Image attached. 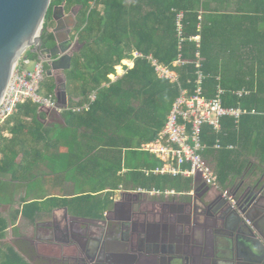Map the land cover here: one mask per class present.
I'll use <instances>...</instances> for the list:
<instances>
[{
    "label": "trees",
    "instance_id": "16d2710c",
    "mask_svg": "<svg viewBox=\"0 0 264 264\" xmlns=\"http://www.w3.org/2000/svg\"><path fill=\"white\" fill-rule=\"evenodd\" d=\"M61 4L66 12L77 9L72 37L80 45L65 71L69 107L88 103L93 92L96 99L87 111L68 109L60 113L26 101L0 127V264H31L23 256L30 257L24 242L4 240L10 224L20 214L34 222L40 209L38 201L23 197L18 209L12 211L11 207L21 187L19 183L27 181L33 167L27 152L22 153L20 162L16 161L20 154L17 147L25 150L33 144L32 140L40 142L32 130L34 125L45 137L40 122L44 117H62L66 125L57 134L56 143L66 151L60 153L64 171L74 169L77 175L99 179L103 183L100 190L111 185L110 203L120 184L150 190L172 188L178 192L192 189L191 179L146 175L144 169L160 162L141 146L155 140L164 128L180 90L192 93L196 89L197 51L202 59L205 94L214 96L220 85L225 90L224 105L240 107L245 112L237 124L233 118H222L219 133L208 124L203 126L202 141L208 146L205 156L216 167L220 184L231 185L246 171L251 158L264 163V0H52L41 36L43 48L55 44L49 28L53 27V9ZM178 13L183 14L185 38L181 50L176 27ZM195 35H200L199 48L190 40ZM27 51L26 55L32 53L37 58L33 49ZM133 51L145 57L135 59L124 75L110 81L109 76L123 59L132 57ZM179 54L185 63L174 66ZM149 55L173 69L179 83L159 78L147 59ZM55 87L54 78L45 75L39 92L53 94ZM243 88L251 93L241 98L232 93ZM26 118L33 122L31 129ZM28 135L32 136L31 141ZM218 139L222 145L219 150L214 148ZM228 145L235 148L229 149ZM53 171L61 172L56 168ZM4 175H9V179L4 180ZM92 197L86 194L74 200L87 203L86 207H79L83 212L98 214L107 204L90 201Z\"/></svg>",
    "mask_w": 264,
    "mask_h": 264
},
{
    "label": "water",
    "instance_id": "95a60500",
    "mask_svg": "<svg viewBox=\"0 0 264 264\" xmlns=\"http://www.w3.org/2000/svg\"><path fill=\"white\" fill-rule=\"evenodd\" d=\"M52 0H0V101L4 97L11 74L22 54L33 48L40 53L47 65L46 75L56 77L62 76V82H56L55 93L61 108L69 105L67 92V79L65 71L70 68L72 56L77 50L74 49L76 39L72 30L76 27V12L66 13L64 4L57 5L53 9V20L55 26L51 32L55 44L52 47L43 48L42 33L46 13ZM46 109V108H45ZM47 110V109H46ZM239 199L252 208L260 206L257 203L261 199L256 191V186L241 184L237 188ZM222 199L223 196L219 195ZM188 197L185 204L191 206L203 205L209 207L214 199L209 190L193 194ZM226 202V201H225ZM121 202L115 201V209ZM229 208L233 209L228 202L219 206L211 217L206 213L194 212L193 215L200 218L198 226L192 225V217L186 212H179L173 217L171 224H165L150 228L147 224L141 230L131 229L130 238L120 237L122 249L128 251L132 264H188L190 257H198L197 264H205L206 256L211 252L208 241V232L211 230L222 233L230 245L231 256L226 259L227 264H264V236L259 232L256 223L245 214V209L235 210L233 218L228 217ZM107 211L104 218H85L74 216L80 220L99 221L105 225L111 224L114 232L119 231L124 235V223L128 218L113 219ZM130 213V212H129ZM251 221V224L247 222ZM156 231V232H155ZM161 231V232H160ZM143 235L137 239L138 234ZM136 244L139 248H135ZM135 245V246H134ZM73 246L80 250L83 264H109L106 250L100 244L95 245L92 256L87 254V247L79 243Z\"/></svg>",
    "mask_w": 264,
    "mask_h": 264
},
{
    "label": "built area",
    "instance_id": "2783aa9c",
    "mask_svg": "<svg viewBox=\"0 0 264 264\" xmlns=\"http://www.w3.org/2000/svg\"><path fill=\"white\" fill-rule=\"evenodd\" d=\"M183 14L178 13L176 20L177 33L179 37V50L182 49L183 37ZM201 19V16H199ZM200 23L198 28H200ZM190 40L196 42L197 48L200 47V35L190 37ZM31 48H28L29 50ZM26 50V51H27ZM26 51L22 54L11 74L8 82L6 93L0 101V127L6 124L8 119L14 114L18 105L26 101H32L49 110L62 112L71 109L72 111H87L90 104L96 99V93L93 92L89 96V102L81 106L70 108H61L56 93L43 95L39 92L40 82L46 75V61L44 57L36 52L37 62L32 71L27 70L26 66L29 59ZM34 51V50H33ZM35 52V51H34ZM132 57L125 58L117 66L116 72L109 76L110 81H116L124 75L137 58L145 57L139 51H133ZM196 67L197 71L196 89L190 93L188 89H181L180 95L173 103L172 109L167 116L164 128L159 132L156 139L142 144L141 149L149 152L160 164L151 169H144L146 175L156 176H179L182 178L193 179V187L188 192H178L172 188L147 189L143 187L130 188L124 190L120 187L119 192L139 193L143 195H153L161 197H175L186 194H193L197 186L201 183L208 187H212L219 191L223 198L233 208L237 209V198L233 195L237 185L231 187H223L218 179V172L214 164L205 156L208 146L202 141V129L208 124L217 133L221 131V119L224 117L233 118L236 124L241 116L245 113L240 107L225 106L222 100L225 90L219 85L215 95L209 97L205 94L203 88L204 74L201 71V56L197 51ZM159 78L167 79L171 83H179V76L166 65L161 64L152 55L147 56ZM181 54L173 63L174 66L184 64ZM235 96L241 98L248 96L251 91L249 89H239L232 92ZM254 113V112H252ZM229 149H234V145H228ZM214 148L219 150L222 148L218 139ZM199 183V184H198ZM122 192V193H123ZM238 210V209H237ZM251 224L250 220H247Z\"/></svg>",
    "mask_w": 264,
    "mask_h": 264
},
{
    "label": "crops",
    "instance_id": "0c3cea01",
    "mask_svg": "<svg viewBox=\"0 0 264 264\" xmlns=\"http://www.w3.org/2000/svg\"><path fill=\"white\" fill-rule=\"evenodd\" d=\"M73 33H74V29H73ZM58 75L56 77H53L56 82ZM41 109H45V108L42 107ZM26 119H27V124L30 127L29 129H31L33 122L31 118H26ZM40 122L42 123V134H44L45 137L43 138V136H40L41 134L38 132L39 127L34 125L32 130H34L33 132L36 131L35 132L36 137L41 139L40 142L39 143L34 142V140H32V136L28 135V138L30 139V141L32 140L33 144L29 145L25 150H22L20 147H17V150L19 151L20 154L16 159L17 162H20L23 157L22 153L27 152L30 155L29 157H27V160L33 165V167L29 170V176L27 181H22L19 183L21 187H24L23 195L24 197L28 196V200L30 201L36 200L39 202V204L41 203L40 198L36 197L35 193L33 191L30 192L29 189L27 188V186H29L35 179L43 177V178H49L57 182L55 183V186L52 191L54 195L49 198L51 201L50 206L46 208H42L40 206V209L36 214L37 221L44 219L45 221H50L52 223L55 221V219L58 218L64 222L65 221L70 222L71 219H75L72 218L74 216L101 219L104 218V214L107 211H113L111 214L116 213L119 206L117 209H115L114 207L115 201L121 202L120 199L124 195L126 196L136 195L135 193L131 194V193H125L123 191H122L123 193L119 192L120 187H124V190H129L131 188V187H126L123 184H120L117 187V189L114 190L113 200L110 203L108 202V200L110 194H112L113 188L111 185H106L104 189L100 190L103 186V183L99 179H93V178L89 179L90 181L93 180L92 182L89 181V183H87V186H91V189L84 190L82 192L75 191L76 190L75 187L81 186L83 183H74L73 181L69 182L70 180H65V179H63L61 182H58L59 179H62V175H64L63 172L54 173L50 171L48 168L49 166L48 164H51V161L61 162L60 153L66 152L62 145L56 146L57 134L59 132L64 131L66 125L62 117H44V119L40 120ZM46 132H48L49 135L45 134ZM4 134L9 138L12 137V134L8 132H5ZM125 171L126 170H123V172ZM3 178L4 180H8L9 175H4ZM186 179H191V178H186ZM191 180L193 183V179ZM244 183L248 185L250 184L252 186H256V191L259 194V197H261L260 199L261 205L254 208V213L249 214L248 217L251 218L256 223L259 232L264 236V163L263 162H260L255 158H251V163L246 169V171H244V173L239 178H237L231 185L227 187L237 185L238 188L239 185ZM21 187L19 188V190L21 189ZM196 190L198 191L209 190L211 194L215 192L214 188L208 187L201 183L197 186ZM86 194L93 195L92 200L90 201L93 202L100 201L103 203L105 202L107 205L104 208V210H102L101 212L99 211L98 214L83 212L82 210H80L79 207L80 206L86 207L87 203L78 204L75 203L74 199L78 196H82ZM140 195L141 198L146 201L147 206H149L150 208L157 207L161 204H167V203L179 205V204H183V201H185V197L183 196L161 197V196L143 195V194ZM22 197L23 196H21L20 199H22ZM18 217L19 220L21 219L25 220V218L22 217V214H20ZM75 220L78 219L76 218ZM151 220L155 221L153 220V218ZM80 223L83 230L92 234H96L97 231L99 232L100 231L99 229L103 227L102 225L103 223L99 221L80 220ZM145 223L146 221L145 219H143L142 224L144 225ZM15 226L17 225H14V227ZM107 226L108 225H106V227ZM157 230H161V229H159L158 227ZM4 241H6V238ZM208 241L212 249L211 252L206 256L205 264H227L226 259L231 256V250H230V245L226 240V237L222 233H217L211 230L210 232H208ZM94 247L93 250L95 251V253H97ZM129 254L130 253L128 251H125L120 248L117 249L107 248L106 250V256H108L107 260L109 261V264H132ZM198 259L200 260V258L196 256L194 258L190 257L188 264H197ZM155 264H160V263H155Z\"/></svg>",
    "mask_w": 264,
    "mask_h": 264
},
{
    "label": "flooded vegetation",
    "instance_id": "af4514ba",
    "mask_svg": "<svg viewBox=\"0 0 264 264\" xmlns=\"http://www.w3.org/2000/svg\"><path fill=\"white\" fill-rule=\"evenodd\" d=\"M135 194L136 195H124L121 197V206L119 205L116 213L110 215L113 219H129V221L123 222L125 232L122 236H120L119 231L114 232L112 230L111 224H108L107 227L105 224H102L103 227L99 229V232L97 231L98 234H92L83 230L79 219H71L70 222H64L57 218L52 223L44 219L39 221L35 220L32 222L31 227L28 228L30 233L18 229L15 240L25 243L24 245L30 253L29 259L32 264H83L79 248L73 246L76 242L81 246L85 244L87 247V254L90 256H92L90 250L94 251L93 247L97 244H100L105 250H107V248L122 249L120 237L129 239L130 234H132L130 232L132 228L141 230L143 228V219L146 221L145 224L150 226V228H154L160 225L171 224L173 217L183 211L193 216L191 223L193 226H198L200 224V218L193 215L194 212H196V214L201 212L206 213L209 218L219 206L227 202L219 196L220 192L215 190V192L211 194L214 202L209 207H204L200 204L193 207L190 204H185L188 200V197H185L183 204L167 203L150 208L139 193ZM233 195L237 198V209H245L244 213L247 214V216L254 213V208L257 206L244 208L246 204H243L239 199L237 189H235ZM260 201L261 200L257 201V203H260ZM237 209L229 208L227 212L228 217L232 218L235 216V210ZM152 218L155 221H152ZM142 235V233L138 234L135 240L140 239ZM135 248H139V246L136 244Z\"/></svg>",
    "mask_w": 264,
    "mask_h": 264
},
{
    "label": "rangeland",
    "instance_id": "374dc122",
    "mask_svg": "<svg viewBox=\"0 0 264 264\" xmlns=\"http://www.w3.org/2000/svg\"><path fill=\"white\" fill-rule=\"evenodd\" d=\"M99 9L102 10L103 7L100 6ZM76 10H77L76 8L73 9V11H75V12H76ZM52 26L53 27L55 26L54 20H52ZM52 28L50 27L49 31H51ZM72 32H73V30H72ZM79 48H80V45L77 42H75L74 49L78 50ZM32 49L33 48H31V50ZM29 52H31V51H29ZM27 57L29 59V63L27 64L26 68H27V70L32 71L35 67L37 59L35 58V56L32 55V53L31 54L27 53ZM57 79H58L59 83L62 82V76L61 75H58ZM64 163H65L64 161H61V162L51 161V164H48L49 165L48 168L52 172H54L53 170L55 168L61 170V172H62V171H64V169H63ZM56 173H60V172H56ZM63 174L64 175H62V179H59L58 182H61L63 179H65V180H70L69 182L73 181L74 183H83L81 186L75 187L76 188L75 191H77V192H82L84 190L91 189V186H87V183H89V181H90L89 179H91L87 175H82V176L78 175L77 176V174L74 172V169H71L69 171L66 170L63 172ZM92 181L93 180H91L90 182H92ZM55 183H57V182L53 181L49 178L40 177L38 179H35L29 186H27V188L29 189L30 192L33 191L35 193L36 197L40 198V201H41L40 206L42 208H46V207L50 206V204H51V201L49 198L54 195L52 193V191H53V188L55 186ZM23 193H24V187H21V189L18 190V192L15 196V202L13 203V205L11 207L12 211L19 208V205L21 202V199H20L21 196H23V198L28 199V196L24 197ZM59 198H61V197H59ZM2 209L3 208H0V211ZM3 215L8 216V213H4ZM14 225H17V226H15V231H17L18 229H21L24 232L30 233V230L28 228L31 227L32 223L28 222L26 219L25 220H22V219L19 220V217H18L13 225H12V223L10 224V226L7 230V236H6L7 243H12L16 238V235H14ZM23 256L28 261L30 260V259H28L30 257L27 258L24 254H23Z\"/></svg>",
    "mask_w": 264,
    "mask_h": 264
}]
</instances>
